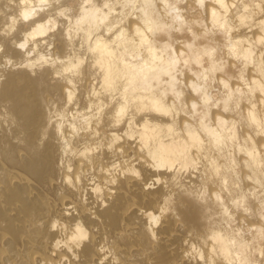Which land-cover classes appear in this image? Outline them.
<instances>
[{"label":"clouds","instance_id":"obj_1","mask_svg":"<svg viewBox=\"0 0 264 264\" xmlns=\"http://www.w3.org/2000/svg\"><path fill=\"white\" fill-rule=\"evenodd\" d=\"M0 214V264H264V0H0Z\"/></svg>","mask_w":264,"mask_h":264},{"label":"bare ground","instance_id":"obj_2","mask_svg":"<svg viewBox=\"0 0 264 264\" xmlns=\"http://www.w3.org/2000/svg\"><path fill=\"white\" fill-rule=\"evenodd\" d=\"M6 94L15 99L17 111L21 112L24 108V90L17 89L13 85L6 91ZM34 119L33 117L32 121L26 124V127H30ZM3 140L7 143L6 137ZM16 152L17 148L15 145H11L10 148L5 150L4 162L9 169L8 176L10 178H16L17 180L15 188L9 189L7 193V199L9 201L21 200L26 191V185L29 183L32 186H42L51 171L49 153H41L34 156L29 155L27 158L20 160L16 157ZM28 207H31V205L29 204Z\"/></svg>","mask_w":264,"mask_h":264}]
</instances>
